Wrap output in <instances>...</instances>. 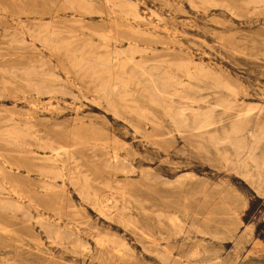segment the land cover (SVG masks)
Masks as SVG:
<instances>
[{
  "label": "rangeland",
  "instance_id": "1",
  "mask_svg": "<svg viewBox=\"0 0 264 264\" xmlns=\"http://www.w3.org/2000/svg\"><path fill=\"white\" fill-rule=\"evenodd\" d=\"M0 186V264H264V0H0Z\"/></svg>",
  "mask_w": 264,
  "mask_h": 264
},
{
  "label": "bare ground",
  "instance_id": "2",
  "mask_svg": "<svg viewBox=\"0 0 264 264\" xmlns=\"http://www.w3.org/2000/svg\"><path fill=\"white\" fill-rule=\"evenodd\" d=\"M109 2H112V1H109ZM114 2V1H113ZM112 4V3H111ZM67 44V43H66ZM190 65V64H189ZM196 65V64H195ZM197 66V65H196ZM29 70V69H28ZM182 85V84H181ZM104 87V86H103ZM105 87H107V86H105ZM104 87V88H105ZM103 89V88H102ZM106 91H107V89H106ZM247 124V123H246ZM236 126V130H239V128H238V126H240V125H235ZM241 127V126H240ZM251 138H252V136H251ZM57 155H58V153H57ZM0 188H1V186H0ZM3 188V187H2ZM1 190V189H0ZM3 203V202H2ZM102 206V205H101ZM103 207V206H102ZM101 212H102V210H101ZM100 213V212H99ZM112 220V219H111ZM113 222V221H112ZM108 239V238H107ZM80 240V239H79ZM76 241V240H75ZM83 241V240H82ZM80 242V241H79ZM79 242H77V243H79ZM83 243H84V241H83ZM80 245V244H79ZM85 246V245H84ZM124 246H125V244H124ZM85 249V248H84ZM131 249V248H130Z\"/></svg>",
  "mask_w": 264,
  "mask_h": 264
}]
</instances>
